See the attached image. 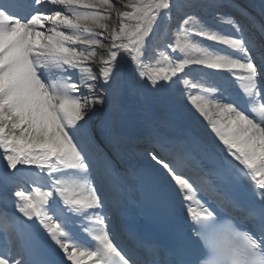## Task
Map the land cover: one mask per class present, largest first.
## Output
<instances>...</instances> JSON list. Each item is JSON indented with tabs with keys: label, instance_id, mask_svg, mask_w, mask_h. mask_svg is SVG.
Returning a JSON list of instances; mask_svg holds the SVG:
<instances>
[{
	"label": "snow or ice",
	"instance_id": "obj_1",
	"mask_svg": "<svg viewBox=\"0 0 264 264\" xmlns=\"http://www.w3.org/2000/svg\"><path fill=\"white\" fill-rule=\"evenodd\" d=\"M117 6L127 10L111 11ZM176 7V0H0V159L10 176L18 166L34 169L13 193L16 210L60 257L49 259L29 232L37 258L25 257V242L0 251V264H136L109 227L111 199L80 136L87 123L80 121L105 102L101 93L124 64L149 87L194 90L188 102L223 146L217 166L195 177L184 174L187 153L149 152L184 208L168 264H264V39L257 60L256 41L234 18L227 23L235 35L193 14L173 27ZM221 75L237 85L235 96L214 78ZM221 183L244 187L252 201Z\"/></svg>",
	"mask_w": 264,
	"mask_h": 264
},
{
	"label": "bare ground",
	"instance_id": "obj_2",
	"mask_svg": "<svg viewBox=\"0 0 264 264\" xmlns=\"http://www.w3.org/2000/svg\"><path fill=\"white\" fill-rule=\"evenodd\" d=\"M176 3L177 7L173 12V27L178 24L185 15L193 14L194 19L199 18L205 22L206 25L211 26L213 30L222 32L221 28L213 25L216 22L211 21L208 15L214 14L215 11H220L223 17H220L219 20L227 23V14H232V18L241 24L245 32L256 41L259 60V45L261 40L264 39V6L261 12L258 13L253 0H176ZM220 3L225 9L219 6ZM258 8L260 9V7ZM125 10L127 9L119 6L111 9L114 13ZM112 20L117 21L115 16H113L110 21ZM199 27L200 24L197 23L195 28ZM158 42L165 43L166 41L159 40ZM103 51V49L100 50L101 54H103ZM193 75H204V73L196 72L193 73ZM104 91L107 93V97L105 96L106 100L102 105L112 111H109L108 115L98 124V129L104 134V137L100 138L99 133H95L96 136L92 138L97 144L102 146V149L103 147L106 148V146L103 145L105 142L112 147L113 149H109L112 150L109 156H114L116 160V156H120L119 150L124 146V141H126L127 137H131L135 141H140L138 143H144L141 140L146 138L152 139V141L160 140V148H169L172 150V153L168 151L165 154L169 159L175 157L178 153H187L186 146L182 141L186 129H196L204 134L206 139L212 142L213 145L221 148L223 147L215 138L210 128L206 126V121L188 102L187 96L194 90L185 89L182 83L173 85L171 88H152L137 77L131 66L124 64L121 65L116 82L111 84L110 88L104 89ZM153 103H158L160 107L153 106ZM140 112L149 116L147 118L145 116V120H142L144 122L146 121V123L141 125V127H143L142 131L136 130L135 132H127L126 127L128 125L141 122ZM158 116H160L159 119ZM96 118L97 111L94 109L89 117L85 116V119L80 121V124H85L86 119H92L93 122L97 124L95 121ZM88 121L90 120H87L85 127L81 130L83 136L81 134L80 136L90 149L93 157L97 160L98 171L101 177L103 171L110 169V161L107 160L108 155L103 152L102 149L98 151V156L94 155L93 148L97 150V144H94L93 148L89 146L88 138L91 135L89 126L91 123L88 124ZM87 131H89V135ZM90 142H92V139ZM136 152L138 153L139 150ZM146 161L147 160L144 159V162ZM187 164L193 166L194 161L187 162ZM186 170L187 168H185V172ZM34 176L35 171L30 167L28 170L23 171L21 175L12 176L11 181L9 177H5L4 181L0 183V199L4 197V193L11 191L14 193L15 188L12 182L18 179L15 183L23 182L21 187H26L27 185L25 182H30V179ZM176 195L180 197L177 189ZM179 204L182 206L181 213L184 214L182 200H179ZM7 210L8 208L0 202V215L5 217L6 221L9 222L11 219ZM9 249H13V247H9Z\"/></svg>",
	"mask_w": 264,
	"mask_h": 264
},
{
	"label": "rangeland",
	"instance_id": "obj_3",
	"mask_svg": "<svg viewBox=\"0 0 264 264\" xmlns=\"http://www.w3.org/2000/svg\"><path fill=\"white\" fill-rule=\"evenodd\" d=\"M264 1L262 0V3H263ZM2 164H4L5 165V162L4 161H2Z\"/></svg>",
	"mask_w": 264,
	"mask_h": 264
}]
</instances>
